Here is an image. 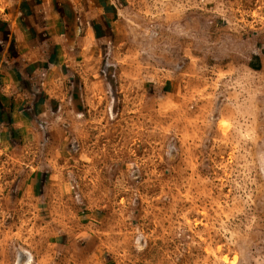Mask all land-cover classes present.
I'll list each match as a JSON object with an SVG mask.
<instances>
[{
  "label": "rangeland",
  "instance_id": "rangeland-1",
  "mask_svg": "<svg viewBox=\"0 0 264 264\" xmlns=\"http://www.w3.org/2000/svg\"><path fill=\"white\" fill-rule=\"evenodd\" d=\"M117 1L83 160L0 149V264H264V0Z\"/></svg>",
  "mask_w": 264,
  "mask_h": 264
},
{
  "label": "crops",
  "instance_id": "crops-1",
  "mask_svg": "<svg viewBox=\"0 0 264 264\" xmlns=\"http://www.w3.org/2000/svg\"><path fill=\"white\" fill-rule=\"evenodd\" d=\"M117 26V0H24L0 14L1 151L49 141L83 160L76 73L87 54L121 41Z\"/></svg>",
  "mask_w": 264,
  "mask_h": 264
},
{
  "label": "bare ground",
  "instance_id": "bare-ground-1",
  "mask_svg": "<svg viewBox=\"0 0 264 264\" xmlns=\"http://www.w3.org/2000/svg\"><path fill=\"white\" fill-rule=\"evenodd\" d=\"M24 264H27V261Z\"/></svg>",
  "mask_w": 264,
  "mask_h": 264
}]
</instances>
